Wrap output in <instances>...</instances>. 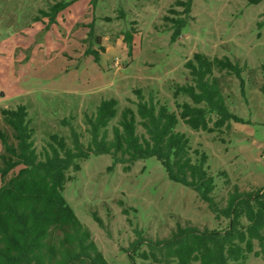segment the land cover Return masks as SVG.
<instances>
[{"label": "rangeland", "instance_id": "374dc122", "mask_svg": "<svg viewBox=\"0 0 264 264\" xmlns=\"http://www.w3.org/2000/svg\"><path fill=\"white\" fill-rule=\"evenodd\" d=\"M58 1L0 0V130L11 136L1 110L24 106L38 152L51 135L70 143V126L86 145L85 115L114 99L111 138L121 111L136 112L137 91L178 116L182 103L191 104L174 95L175 86L190 83L184 64L196 53L226 57L240 68V78L218 71L213 77L241 123L207 133L179 120L176 132L188 139L192 159L195 150L206 155L220 206L234 187L264 186V0H191L189 8L187 0H79L53 20L40 14ZM127 32L131 44L124 42ZM143 132L138 126L137 134ZM69 176L66 203L108 264H153L128 257L137 231L156 240L177 222L209 230L227 226L194 191L170 181L155 158L124 170L109 155H91ZM246 264H264V252L249 255Z\"/></svg>", "mask_w": 264, "mask_h": 264}, {"label": "trees", "instance_id": "16d2710c", "mask_svg": "<svg viewBox=\"0 0 264 264\" xmlns=\"http://www.w3.org/2000/svg\"><path fill=\"white\" fill-rule=\"evenodd\" d=\"M77 1H58L40 14L53 20ZM189 2L184 3L188 8ZM132 40L133 34L125 33L124 42L131 44ZM91 54L96 60L95 51ZM184 67L190 83L175 86L174 95L187 96L191 104L182 103L178 116L165 105L145 102L137 91L136 112L123 109L109 138L108 125L116 116L117 102L103 100L95 113L85 115L86 145L70 126V143L62 136L51 135L38 152L25 107L1 110L11 136L0 130V264H108L63 196L71 179L69 172H78L80 162L91 155H109L113 164L123 165L124 170L137 161L155 158L170 181L194 191L216 220L228 221L221 230L177 222L168 236L156 240H147L137 231L139 238L126 250L131 260L246 264L249 255L264 252V186L251 191L234 187L225 205L220 206L213 197L215 185L206 169V155L195 150L196 159H192L188 139L176 132L179 120L193 131L207 133L228 127L230 121L241 123L229 112L219 82L213 77L218 71L240 78V68L226 57L209 58L198 53ZM212 115L216 119L210 127ZM138 126L144 131L142 135L137 134ZM256 244L260 251H255ZM143 246L147 250H142Z\"/></svg>", "mask_w": 264, "mask_h": 264}]
</instances>
